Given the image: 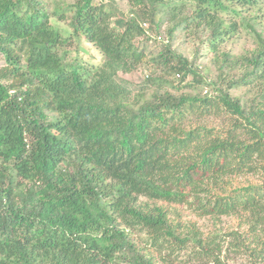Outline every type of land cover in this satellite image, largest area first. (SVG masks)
<instances>
[{
	"label": "trees",
	"instance_id": "16d2710c",
	"mask_svg": "<svg viewBox=\"0 0 264 264\" xmlns=\"http://www.w3.org/2000/svg\"><path fill=\"white\" fill-rule=\"evenodd\" d=\"M125 1L0 0V264H264V0Z\"/></svg>",
	"mask_w": 264,
	"mask_h": 264
},
{
	"label": "rangeland",
	"instance_id": "374dc122",
	"mask_svg": "<svg viewBox=\"0 0 264 264\" xmlns=\"http://www.w3.org/2000/svg\"><path fill=\"white\" fill-rule=\"evenodd\" d=\"M96 2L102 3L103 0H95ZM112 0H105L104 2H111ZM116 1V7L120 9L121 12L123 13H128L131 6L128 4L127 1L125 0H115ZM103 2V3H104ZM62 27L64 24L61 25ZM68 26H64V28L67 29ZM161 35L163 39H165L166 33H165V28L163 27L161 30ZM206 37L207 34L202 36V38L196 37L194 33L191 32H186L179 30L177 33V36L174 38L173 42V48L176 50L178 53H183L186 56H189L190 58L194 59L196 58L198 65L202 67V72L203 75L211 81L218 80V75H219V70L217 68V64L213 58L216 57L208 48V42H206ZM77 42H75L74 45H76ZM73 45V46H74ZM84 46L87 49L86 53H83L85 60L88 62L92 63H98L99 60L101 59L100 54L96 49H94L91 45L87 44L84 42ZM257 46L256 39L254 36L251 34L249 35L245 31L240 35V36H235L232 39L226 40L223 44L219 45V50L221 56L220 61H223V55L224 54H230L232 57H237L238 55H243L245 54L246 51H252L255 49ZM218 58V57H216ZM5 66V60L3 55H0V69ZM240 71H229V74L234 75H240ZM227 74V76H231ZM144 73L142 74L141 72L138 73H133L131 75L124 76L126 79L131 81L134 84H139L143 81L144 79ZM192 78H188V81L191 80ZM176 85H179L178 83ZM184 85V84H183ZM182 85V87H183ZM202 94L209 93L211 95H217V92L213 90L212 86H203L200 90ZM231 94L234 97H239V95H243L244 89H235L233 88L230 90ZM53 117V116H52ZM220 121V120H219ZM209 125L211 124H218L217 122H208ZM203 223V222H201ZM232 225V221L230 219H223L222 222H220V226L223 228H228ZM139 244H142L141 239L139 237H136L135 239Z\"/></svg>",
	"mask_w": 264,
	"mask_h": 264
}]
</instances>
